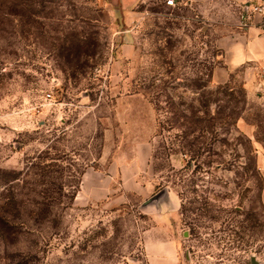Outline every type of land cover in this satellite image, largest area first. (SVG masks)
I'll return each mask as SVG.
<instances>
[{
	"label": "rangeland",
	"instance_id": "1",
	"mask_svg": "<svg viewBox=\"0 0 264 264\" xmlns=\"http://www.w3.org/2000/svg\"><path fill=\"white\" fill-rule=\"evenodd\" d=\"M210 25L0 0V264H264V99L213 92Z\"/></svg>",
	"mask_w": 264,
	"mask_h": 264
},
{
	"label": "crops",
	"instance_id": "2",
	"mask_svg": "<svg viewBox=\"0 0 264 264\" xmlns=\"http://www.w3.org/2000/svg\"><path fill=\"white\" fill-rule=\"evenodd\" d=\"M259 3L264 5V0H175V8H195L211 24L212 32L219 33L215 39L219 60L210 83L224 85L240 74L248 92L264 99V11L249 14L246 25L240 21L246 5ZM258 155L259 165L264 169V155ZM93 184H98L97 177L87 173L83 185L88 189ZM88 197L92 199V195Z\"/></svg>",
	"mask_w": 264,
	"mask_h": 264
},
{
	"label": "built area",
	"instance_id": "3",
	"mask_svg": "<svg viewBox=\"0 0 264 264\" xmlns=\"http://www.w3.org/2000/svg\"><path fill=\"white\" fill-rule=\"evenodd\" d=\"M166 5L170 6V7H175V0H166ZM264 11V5L259 3V4H252V5H248L245 6L243 9V13L241 15V22L246 25L248 18H249V14H251L252 12L255 13H262ZM49 97H51L50 94H48Z\"/></svg>",
	"mask_w": 264,
	"mask_h": 264
},
{
	"label": "trees",
	"instance_id": "4",
	"mask_svg": "<svg viewBox=\"0 0 264 264\" xmlns=\"http://www.w3.org/2000/svg\"><path fill=\"white\" fill-rule=\"evenodd\" d=\"M226 88L228 89L227 86H221V85H219V86H217V89L215 91H213V92L219 93L221 89H226ZM198 119H201V118H198ZM195 122H199V121H195ZM220 123H223V122L221 121ZM213 134H215V131H214Z\"/></svg>",
	"mask_w": 264,
	"mask_h": 264
},
{
	"label": "water",
	"instance_id": "5",
	"mask_svg": "<svg viewBox=\"0 0 264 264\" xmlns=\"http://www.w3.org/2000/svg\"><path fill=\"white\" fill-rule=\"evenodd\" d=\"M253 264H255V263L253 262Z\"/></svg>",
	"mask_w": 264,
	"mask_h": 264
}]
</instances>
